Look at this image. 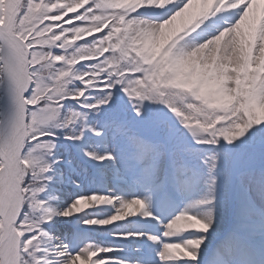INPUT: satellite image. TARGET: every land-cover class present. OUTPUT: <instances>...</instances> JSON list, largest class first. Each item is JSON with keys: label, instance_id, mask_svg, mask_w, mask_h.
Segmentation results:
<instances>
[{"label": "snow or ice", "instance_id": "1", "mask_svg": "<svg viewBox=\"0 0 264 264\" xmlns=\"http://www.w3.org/2000/svg\"><path fill=\"white\" fill-rule=\"evenodd\" d=\"M74 164L106 187L71 176L78 194L54 207ZM73 217L156 231H112L121 246L53 234ZM125 243L135 264H257L264 0H0V264H130Z\"/></svg>", "mask_w": 264, "mask_h": 264}, {"label": "rangeland", "instance_id": "2", "mask_svg": "<svg viewBox=\"0 0 264 264\" xmlns=\"http://www.w3.org/2000/svg\"><path fill=\"white\" fill-rule=\"evenodd\" d=\"M87 38L90 39L91 37H87ZM88 150H89L88 144L87 143L82 144L79 149V156H82L83 152ZM75 155H76L75 151L72 153H65L64 156L60 157V159L64 160L65 156H67L68 159H72L73 156ZM76 159H79V157L77 156ZM84 159L86 160L87 157H84ZM74 167H75V172H73L71 169H67V168L65 169L63 182H61L59 178L53 181L51 185V189L54 196L56 197L71 196L70 200L68 201V204H70L72 200L75 198V196L78 194V190H76L74 184L69 182V177L77 176V175L79 178L76 180V183L81 185V188L79 189L80 193L104 191L106 185H104V183L99 177H94V173L92 169L90 168L85 169L82 164L78 167L74 164ZM197 195H199V193L193 192V198H195ZM68 204H66L65 207H67ZM90 210L92 211V213H90L91 212ZM152 210H153V215H162V218L163 216H166L169 211V209H164V210L159 209V206L156 204L152 206ZM85 211L88 212L85 214L80 213L84 218L104 219L107 216L111 215V210L107 208H100L94 210L85 209ZM131 222L134 224H141V225L151 224L149 221L146 222L142 221V218L140 217L132 218ZM127 224H129V222L126 221L124 222L123 226L112 225L106 229H89L82 222H80L79 218L75 217V219L70 224L68 223L66 226L62 225L59 230L62 232L65 230L79 231L84 236L89 238L88 242L99 243L100 241H104L105 243L108 244H116L117 246H121L119 245V242L113 241L112 231H125ZM123 246L125 247V252L121 255H123L125 258H129L130 264H135V261L131 260V257L133 256L135 249L132 247L131 244L125 243ZM259 254L260 252L256 250L254 253V257L259 256Z\"/></svg>", "mask_w": 264, "mask_h": 264}, {"label": "bare ground", "instance_id": "3", "mask_svg": "<svg viewBox=\"0 0 264 264\" xmlns=\"http://www.w3.org/2000/svg\"><path fill=\"white\" fill-rule=\"evenodd\" d=\"M71 15V14H70ZM94 173V172H93ZM71 196L69 197H58L57 200L52 201V204L54 207H60L63 208L65 207L66 204H68V201L70 200ZM154 205V204H153ZM152 205V206H153ZM94 210V209H92ZM91 211V210H90ZM92 213V211L90 212ZM75 219V217L72 218V220L70 222H64V221H60L58 223H56L54 225V231L53 234H55V230L56 229H60V227L66 226L68 223L70 224L73 220ZM142 221L146 222L145 220L142 219ZM151 224H147V225H141V224H134L131 221L129 222V224H127L125 230H131V231H135V230H148L150 232H155L156 231V225L155 222H150ZM258 252H260L259 256L254 257L257 264H259V261L261 260L262 257H264V251H262L259 247H257L256 249Z\"/></svg>", "mask_w": 264, "mask_h": 264}, {"label": "clouds", "instance_id": "4", "mask_svg": "<svg viewBox=\"0 0 264 264\" xmlns=\"http://www.w3.org/2000/svg\"><path fill=\"white\" fill-rule=\"evenodd\" d=\"M162 2H163V0H162ZM169 32H170V29H168V28H164L161 30V34L157 38V45L155 46V50L157 52L159 51V47H161L163 45V43L166 42L167 38L169 37Z\"/></svg>", "mask_w": 264, "mask_h": 264}]
</instances>
